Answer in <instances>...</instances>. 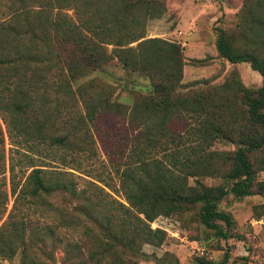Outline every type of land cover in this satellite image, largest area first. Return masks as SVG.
I'll return each instance as SVG.
<instances>
[{
	"label": "trees",
	"instance_id": "16d2710c",
	"mask_svg": "<svg viewBox=\"0 0 264 264\" xmlns=\"http://www.w3.org/2000/svg\"><path fill=\"white\" fill-rule=\"evenodd\" d=\"M145 2L0 0V114L10 149L22 156L17 162L10 156L5 168L0 127V259L18 253L20 264H48L39 244L52 235L66 245L63 264H136L126 250L140 254L143 244L165 241L166 232L150 226L157 216L197 207L199 223L227 240L233 221L220 201L238 186L264 198V180H257L264 170V38L249 51H233L223 30L216 41L221 57L248 62L261 75L256 89L226 79L217 90L180 93L181 50L144 38L155 9L150 3L140 11ZM248 11L264 31V0L252 1ZM240 33L251 37L249 27ZM114 58L152 79L151 93L130 108L102 91L74 87L79 76ZM80 63L87 72H78ZM104 118L122 120L135 133L119 144L114 132L99 127ZM95 135L105 141L122 199L105 189L107 182L84 179L80 187L76 179L75 171L90 172L74 154L93 153ZM220 139L235 144L232 152L210 149ZM57 161L75 171L59 170ZM207 177L219 182L206 185ZM59 193L80 200L78 206L59 204ZM259 209L264 219V200ZM60 230L78 231L81 242ZM199 261L227 264L229 251L218 261Z\"/></svg>",
	"mask_w": 264,
	"mask_h": 264
},
{
	"label": "rangeland",
	"instance_id": "374dc122",
	"mask_svg": "<svg viewBox=\"0 0 264 264\" xmlns=\"http://www.w3.org/2000/svg\"><path fill=\"white\" fill-rule=\"evenodd\" d=\"M252 1L254 0H148L139 9L141 11L150 3L155 6L154 15L148 17L145 22L144 38L156 37L174 42L181 50L183 70L177 87L180 93L194 94L203 89L217 90L226 79L229 81L236 79L243 86L251 89H256L261 85V75L252 69L248 62H228L220 56L216 48V41L221 30L230 41L233 51H249L252 50L251 46L262 45L263 28L260 22L250 16L248 11ZM64 11L74 15L71 7ZM248 27L251 37H242L240 32L247 31ZM111 47V45L108 46V48ZM80 66L82 69L78 72H87L82 63ZM151 81V78L137 71L125 69L114 58L90 72L89 75L79 76L74 87H86L91 94L102 91L111 100L119 101L126 108H130L135 102L151 93ZM0 127L4 135V164L7 168L10 156L13 162H17L22 156L10 149L11 145L1 114ZM99 127L102 130L114 132L119 139V144L127 142L128 138L135 133L133 127L116 118L102 119ZM95 140L92 141L93 153L82 151L74 154L81 160L83 168L89 170V176L86 172L79 173L69 168L70 165H62L58 161L53 164L59 170L75 171V174L80 176L76 178L81 183L80 187L85 184L84 179L95 180L100 185L107 182L109 187L105 186V189L116 198L122 199L118 175L108 163V157L103 148L105 141L101 142L98 137ZM42 146L43 144L39 145V147ZM234 148L235 144L223 139L217 140L210 147L211 150L228 153ZM20 150L24 149L20 148ZM29 154L35 155L30 151ZM69 156L68 154V158ZM41 160L46 162L47 159L38 158L37 162L41 164ZM19 167L17 165L15 168ZM5 176L8 190L9 172L7 169ZM261 179L264 180V170L257 174V180ZM202 182L206 185H215L219 182V178L207 177L202 179ZM245 187H236L233 193L224 197L219 203L220 208L232 218L233 223L228 229L233 237L224 240L212 236V232L199 223L197 207H192L180 213L157 216L155 219L161 218L157 223L168 229V232L161 229L166 232L165 241L159 246L143 244L140 254H133L126 250L128 258L136 264H201L199 260H220L223 253L228 250L227 264H264V219L258 216L259 205L264 198L261 194H248ZM54 200L68 206H78L77 202L80 201L76 199L75 201L65 193H59ZM11 204L12 198L10 197L7 211L11 208ZM104 206L109 205L104 204L101 208ZM59 233L61 236L69 237L71 241L81 242L78 231L71 234L60 230ZM41 245L48 252V255L41 254L43 260L48 264H63L62 257L66 255L65 244L55 242L54 236L49 235L44 242L39 244ZM50 251H53V257L49 255ZM0 263L20 264V257L18 253H15L10 259H0ZM65 264H71V262Z\"/></svg>",
	"mask_w": 264,
	"mask_h": 264
},
{
	"label": "built area",
	"instance_id": "2783aa9c",
	"mask_svg": "<svg viewBox=\"0 0 264 264\" xmlns=\"http://www.w3.org/2000/svg\"><path fill=\"white\" fill-rule=\"evenodd\" d=\"M160 217H162V216H160ZM160 219H161V218H157V219L151 221V222H150V226H151V228H153V229H155V228H159V229H163V230H165V231L168 232V229H167V228H165L162 224L157 223V221L160 220ZM161 222H162V221H161ZM172 234H173V233H171V235H172Z\"/></svg>",
	"mask_w": 264,
	"mask_h": 264
}]
</instances>
